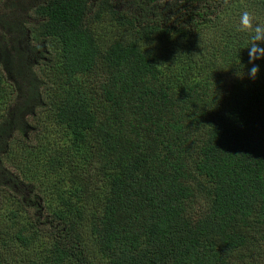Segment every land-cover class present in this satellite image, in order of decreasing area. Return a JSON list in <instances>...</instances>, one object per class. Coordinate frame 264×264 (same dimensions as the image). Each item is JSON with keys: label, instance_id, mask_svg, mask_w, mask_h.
Instances as JSON below:
<instances>
[{"label": "trees", "instance_id": "trees-1", "mask_svg": "<svg viewBox=\"0 0 264 264\" xmlns=\"http://www.w3.org/2000/svg\"><path fill=\"white\" fill-rule=\"evenodd\" d=\"M245 10L264 24V0H0V264H264Z\"/></svg>", "mask_w": 264, "mask_h": 264}, {"label": "clouds", "instance_id": "clouds-1", "mask_svg": "<svg viewBox=\"0 0 264 264\" xmlns=\"http://www.w3.org/2000/svg\"><path fill=\"white\" fill-rule=\"evenodd\" d=\"M239 24L241 30L250 29L251 43L247 50L251 66L247 68V75L250 79L255 80L260 72V66L255 61L264 59V24L254 22L247 10L241 13Z\"/></svg>", "mask_w": 264, "mask_h": 264}, {"label": "rangeland", "instance_id": "rangeland-1", "mask_svg": "<svg viewBox=\"0 0 264 264\" xmlns=\"http://www.w3.org/2000/svg\"><path fill=\"white\" fill-rule=\"evenodd\" d=\"M1 109V108H0ZM36 140H34L31 136L30 138H27L25 141H24V144L27 145L28 143L32 142L33 145H36L35 143ZM1 197L4 201L8 200L9 204L13 205V206H16V207H19L20 209H22V205H17L18 204V198L17 197H14L11 193L9 192H6V193H1ZM38 197V198H37ZM30 202L32 203H36V201H39L42 205H43V200H41V197L38 195V196H35V197H32L30 199H28ZM28 205V208H29V213H31L32 215L36 214L37 213V210H35L34 208L32 207H29L30 205L27 203ZM41 211V219H44L45 220V215H47V211L39 209ZM24 217L22 218L23 220H26L25 218V215H24V212H20L19 216Z\"/></svg>", "mask_w": 264, "mask_h": 264}]
</instances>
